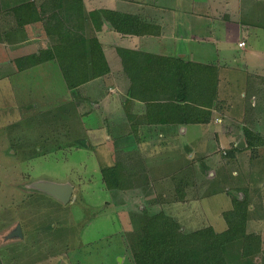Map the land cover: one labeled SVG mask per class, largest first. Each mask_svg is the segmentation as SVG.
Returning a JSON list of instances; mask_svg holds the SVG:
<instances>
[{
    "label": "rangeland",
    "instance_id": "obj_1",
    "mask_svg": "<svg viewBox=\"0 0 264 264\" xmlns=\"http://www.w3.org/2000/svg\"><path fill=\"white\" fill-rule=\"evenodd\" d=\"M26 1L30 0H0V38L12 40L14 35L27 30L23 38L34 41L31 46L7 45L0 39V258L3 264H132L128 260L135 234L131 230L134 227L131 216L145 206L144 198L163 195L154 203L153 210L172 216L183 230L213 226L220 232L227 228L223 212L232 208L235 196L244 195L238 189L249 185L248 232L261 237L263 249L249 263L264 264V220H251L253 208L262 207L259 210L264 213V155L251 157L243 151L238 158L227 162L221 156L225 149L221 153L217 151L219 145L213 138L208 139V135L200 138L204 129L208 134V126H186L187 134L165 133L166 140L175 136L174 146H162L166 148L161 152L145 151L135 137L120 136L119 131L109 126L108 113L98 109L82 115L81 104L90 107L102 90L81 93L82 89H94L87 85L95 79L69 89L61 62L55 59L26 62L24 55L28 54L24 53L28 50L36 46L37 52L51 44L42 21L31 23L25 17ZM33 1L34 7L40 8L43 0ZM240 7L242 13L236 14L238 18L264 27V0H243ZM248 8L250 14H246ZM90 22L88 33L95 21ZM13 26L21 29L14 30ZM105 29L111 27L104 25L95 35L102 39ZM102 45L108 62L114 66L111 58L115 53L108 48L112 45ZM208 50L216 57L209 44ZM237 55L231 65L225 57L220 64L212 62L218 71L219 67L223 69L219 78L220 97L231 108L223 124L210 128L222 134L230 123L232 130L237 127L241 131L246 126L264 136V81L259 76L264 75V60L256 55L243 59L242 52ZM153 79L158 82L160 77ZM162 86L166 87L164 81ZM246 110H251L257 119H251ZM118 135L120 138H115ZM221 145L228 147L225 140ZM208 148L212 150L210 156L204 155ZM261 150L264 153V147ZM116 170L117 181L112 177ZM105 174L114 182L121 179L120 183L110 188ZM128 174L133 176V185L131 178H123ZM162 174H174L176 179L164 180L165 186L160 191L155 179ZM42 181L70 184L73 187L70 201L62 202L36 188L35 183ZM260 213L254 211V216ZM17 225L22 236L9 237ZM236 245L237 249H227L229 264H246L241 257V241Z\"/></svg>",
    "mask_w": 264,
    "mask_h": 264
},
{
    "label": "crops",
    "instance_id": "obj_2",
    "mask_svg": "<svg viewBox=\"0 0 264 264\" xmlns=\"http://www.w3.org/2000/svg\"><path fill=\"white\" fill-rule=\"evenodd\" d=\"M33 0H30V2ZM86 0L87 9L92 10L96 8H108L128 12L137 15L141 18L143 33L140 35H121L114 32L112 29H105L102 34V43L112 45L108 47L113 49L115 53L111 58L115 65L109 63L110 73L107 81L102 77L97 78L87 85L88 88L82 89L81 93L91 94L98 93L97 90H102L97 97L92 100V105L85 106L84 102L81 104L82 115H85L91 110H102L108 113L109 126L113 127L121 134L120 136L135 137L138 144H142L143 150L161 152L168 144L174 146L175 136L171 140L165 139V133L170 135L177 133V135L187 134L186 126H208V134L204 129L201 131L200 138H213L219 147L217 151L228 149L232 145L238 146L243 141L242 130L237 127L231 129L232 124L227 123L226 130L222 134L217 129H211V125L218 126L223 124L224 117L229 113L230 106L227 100L220 97V82L218 85V99L213 108L212 118L208 123H188L182 124L175 119H179V107L174 106L175 100L169 105L170 101L167 96L175 97L188 93V95L195 93L196 89H190L191 84H186L185 79H188V70L195 63H209L216 62L220 64L225 57L226 61H230L231 65L237 58V53H243V59H248L252 55H256L264 60V52L259 46L264 45V27L256 25L254 22L248 23L243 18L236 16L242 13L240 4L243 0ZM209 5V6H208ZM31 8V7H30ZM24 8V14H29L32 17L34 10ZM250 8L247 9L246 14H250ZM236 16V17H235ZM30 19V18H28ZM31 23H36L29 20ZM14 30L21 28L13 26ZM1 30V28H0ZM11 30V27H9ZM27 31V30H24ZM14 35L12 40L2 39L7 45H26L31 46V40L23 38L24 32ZM33 33V32H32ZM6 34V33H5ZM34 34V33H33ZM28 35V34H27ZM100 36V35H99ZM12 37V35H11ZM29 38V37H28ZM33 40V39H32ZM108 40V42H107ZM244 41L243 47L239 46V42ZM47 42V40H46ZM208 44L211 49L214 48L215 56L208 53ZM248 44H251L248 49ZM128 45V46H126ZM35 46V45H33ZM131 48L135 51L144 53H155L167 58L155 61V77H160L158 82L154 81L152 71L154 65L150 66V55H140L136 60H127L126 71L123 69L122 61L117 53V47ZM47 47V46H46ZM155 47V50L150 48ZM36 46L28 50L27 53H34ZM105 53V52H104ZM150 56V57H149ZM214 58V59H213ZM158 60V58L156 57ZM108 60V59H107ZM164 60L169 65L167 68L158 67V63H163ZM217 60V61H215ZM189 61H193L192 63ZM154 64V63H153ZM194 64V65H193ZM222 70L218 71L219 78L222 77ZM163 73H165L163 75ZM131 76H130V75ZM159 75V76H158ZM228 76V75H227ZM261 79L264 81V75ZM131 77H133V82ZM163 77H167L168 84L166 87L162 86L165 81ZM152 79V80H151ZM163 79V80H162ZM260 79V78H259ZM161 81V82H160ZM166 82V81H165ZM164 82V83H165ZM105 89H98V88ZM185 88V89H180ZM207 89H204L206 94ZM86 101L85 99H83ZM256 100V99H255ZM185 102V101H184ZM183 102V103H184ZM177 103V102H176ZM193 103V102H185ZM205 108V106H200ZM254 108L253 106H251ZM249 110V109H248ZM248 110H246L248 112ZM249 117L257 119L251 110L248 112ZM230 116V115H229ZM232 116V115H231ZM233 122V121H232ZM171 127H178L172 129ZM182 128V129H181ZM222 136V137H221ZM115 138H120L119 135ZM126 138V137H125ZM222 140H225L228 147L221 145ZM168 142V143H166ZM145 150V151H146ZM241 153V152H240ZM237 153V156L240 154ZM212 154L211 148L204 155L210 156ZM149 172L146 170V173ZM176 179L174 174L165 176L162 174L155 179L158 184V189L164 188V180L169 178ZM161 185V186H160ZM177 188V186H176ZM161 191V190H160ZM163 197V195H162ZM259 209H263L259 207ZM253 208L251 211V220H264V213L262 210ZM254 211H260V216H254ZM262 215V216H261ZM251 221V222H252ZM258 258V257H257ZM259 260V258H258ZM255 261V258H254ZM257 263H260L259 261ZM256 264V263H255Z\"/></svg>",
    "mask_w": 264,
    "mask_h": 264
},
{
    "label": "trees",
    "instance_id": "obj_3",
    "mask_svg": "<svg viewBox=\"0 0 264 264\" xmlns=\"http://www.w3.org/2000/svg\"><path fill=\"white\" fill-rule=\"evenodd\" d=\"M23 4L26 9L30 7L32 10L36 9L34 1H26ZM39 7L38 11L34 10L35 14H32V17H29V14H25V17L30 18L28 20L33 22L42 21L45 25L44 33L50 39L51 44L48 47L40 48L37 52L28 54V56L24 55L27 57L26 62L30 64L54 59L61 62L69 89L78 88L100 77L104 81L108 79L109 62L100 39L95 35L96 31L99 32L104 25H108L113 31L123 36L140 35L144 32L142 30L144 24L139 16L108 8L88 10L86 0H43ZM92 20L95 23L88 33V25L92 23L90 22ZM116 49L124 71H126L127 60H136L141 54L150 55L151 59L154 56L151 60L153 62L149 64L150 66L154 65L152 77L155 76V61L167 58L155 53H144L122 47ZM125 52L127 55H124ZM29 59L34 60L31 62L28 61ZM162 61L163 63H158V67L167 68L169 64ZM188 71L189 74H185V76H189V78L185 79L183 85L191 84L190 89H196V92L190 95L184 92L182 97L167 96L166 98L170 100L167 102H170V105L172 100H175L184 104L180 106L178 103V106L176 102L172 103L179 107V119H175L177 122L182 124L208 123L212 118L213 108L218 99L217 66L212 63L208 65L195 63V66H192ZM163 78L167 85L168 78ZM131 79L133 82V77ZM204 89H207L206 94H204ZM200 106H205V108ZM242 137L244 139L243 147L232 145L223 152L220 150L224 160L228 162L231 159H236L238 158L237 153L243 151L249 152L251 157L264 155L261 150L264 147V136L260 132L245 126L242 130ZM118 173L116 170L112 174L116 181L118 175L115 174ZM250 174L252 179L253 171ZM105 175L110 188L120 183L121 179L114 182L107 174ZM123 178L127 180L131 178L129 181L133 185V176L128 174ZM250 186L238 189L244 195L242 198L235 196L232 208L223 212L227 228L220 232H217L213 226L193 231L183 230L180 223L172 216L165 214L164 211L153 210L154 203L162 197L160 193L154 197L144 198L145 206L143 205L141 211L134 215L131 214L134 222V227H131V230L135 234L131 241L132 250L128 260L132 264H229L227 252L237 249V241H241L242 259L246 260V264H255L249 263L250 260H254L250 258L260 255L263 249L261 237L248 232L250 205H248L247 193ZM238 248L240 247L238 246ZM0 264H3L1 258Z\"/></svg>",
    "mask_w": 264,
    "mask_h": 264
},
{
    "label": "water",
    "instance_id": "obj_4",
    "mask_svg": "<svg viewBox=\"0 0 264 264\" xmlns=\"http://www.w3.org/2000/svg\"><path fill=\"white\" fill-rule=\"evenodd\" d=\"M243 146H244V142L241 141L238 144V147H243ZM35 187L48 194L53 195L62 202H68L72 197L73 187L70 184L42 181L35 183ZM15 236L18 237L22 236L20 225H17L16 228H14L9 234V237H15Z\"/></svg>",
    "mask_w": 264,
    "mask_h": 264
},
{
    "label": "built area",
    "instance_id": "obj_5",
    "mask_svg": "<svg viewBox=\"0 0 264 264\" xmlns=\"http://www.w3.org/2000/svg\"><path fill=\"white\" fill-rule=\"evenodd\" d=\"M245 45V42L244 41H240L239 42V46L243 47Z\"/></svg>",
    "mask_w": 264,
    "mask_h": 264
}]
</instances>
